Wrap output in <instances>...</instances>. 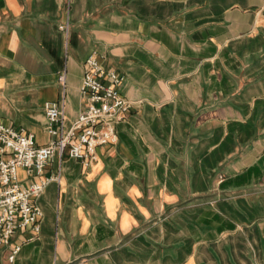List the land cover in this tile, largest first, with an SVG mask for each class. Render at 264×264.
I'll list each match as a JSON object with an SVG mask.
<instances>
[{
	"label": "crops",
	"instance_id": "crops-1",
	"mask_svg": "<svg viewBox=\"0 0 264 264\" xmlns=\"http://www.w3.org/2000/svg\"><path fill=\"white\" fill-rule=\"evenodd\" d=\"M92 51L131 106L88 165L16 171L57 180L0 264H264V0H0V123L67 130Z\"/></svg>",
	"mask_w": 264,
	"mask_h": 264
},
{
	"label": "built area",
	"instance_id": "built-area-1",
	"mask_svg": "<svg viewBox=\"0 0 264 264\" xmlns=\"http://www.w3.org/2000/svg\"><path fill=\"white\" fill-rule=\"evenodd\" d=\"M66 33V27H59ZM80 84L82 109L65 130L61 110L54 103L44 104L45 132L51 138L45 146L35 145L32 134L0 123V246L7 247L18 230L38 231L41 216L30 198L38 197L46 183L57 177L42 179L23 186L17 182L16 171L24 169L39 176L48 160L64 152L83 166L95 160V149L114 141L115 125L122 120L131 104L118 92L122 78L106 70L96 53L90 52L82 64ZM57 80L63 85V75ZM19 246L10 248L12 261Z\"/></svg>",
	"mask_w": 264,
	"mask_h": 264
}]
</instances>
